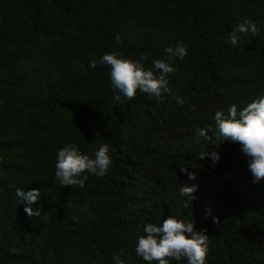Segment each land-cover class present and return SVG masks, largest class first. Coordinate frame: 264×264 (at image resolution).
<instances>
[{
	"label": "trees",
	"instance_id": "1",
	"mask_svg": "<svg viewBox=\"0 0 264 264\" xmlns=\"http://www.w3.org/2000/svg\"><path fill=\"white\" fill-rule=\"evenodd\" d=\"M245 21L258 31L237 32L233 47ZM181 43L187 55L173 62L166 49ZM113 52L143 55L154 72L153 61H168L171 92L117 103L100 63ZM261 97L264 0H0V264H114L116 254L148 264L138 238L169 215L206 230V264H264V179L253 182L240 144L215 137L217 111ZM209 128L211 141L197 136ZM105 142L108 174L62 187L58 151L74 145L94 159ZM212 151L218 161L199 160ZM184 183L198 185L192 204ZM17 188L41 196L25 204Z\"/></svg>",
	"mask_w": 264,
	"mask_h": 264
},
{
	"label": "clouds",
	"instance_id": "2",
	"mask_svg": "<svg viewBox=\"0 0 264 264\" xmlns=\"http://www.w3.org/2000/svg\"><path fill=\"white\" fill-rule=\"evenodd\" d=\"M253 36L258 31L255 23L245 21L229 35V42L233 47L237 46L239 37L237 32L248 33ZM116 43H121V37H115ZM169 58L174 62L175 58L181 60L187 55V49L183 44H179L175 49L169 47L166 49ZM145 56L140 59L132 60L119 57L116 52L104 54L100 63L110 67V78L113 88L118 94L114 95V100L119 103L121 94L131 100L138 92L148 94L156 98H162L163 93H170L166 76L175 72V68L168 61L155 60L152 69L145 68L143 61ZM97 62L91 61L90 67L95 68ZM176 102L183 106L184 100L176 97ZM215 137L224 141H231L241 145V152L249 159V168L254 176V183L264 179V97L251 102L243 110L238 111L235 104L228 109V115L217 111L215 113ZM209 129H197L196 134L211 141L212 137L208 135ZM95 158H89L81 154L74 145L66 146L58 151L55 177L62 187L76 186L83 188L89 179V174L97 177H104L112 165V159L109 154V143H102L95 152ZM211 156L213 161L219 160V154L216 151L202 153L199 160ZM186 173L189 180L195 181L197 176L195 171H189L187 168H180ZM198 185L189 186L187 183L181 184L179 189L182 196L190 197V203L195 199L194 193ZM16 195L25 204L36 203L41 196L39 189H33L25 192L17 188ZM187 206V205H186ZM25 212L29 216H39V211H33L31 207H26ZM214 223H219L218 218H213ZM144 235L138 238L135 248L138 257H141L148 264H169L170 259L180 261L186 259L187 264H206V257L209 251V237L205 234L206 230L197 231L195 221H185L169 215L163 220L161 225L148 223L144 226ZM18 253L17 249H11ZM19 254V253H18ZM114 264H125L120 254L112 257Z\"/></svg>",
	"mask_w": 264,
	"mask_h": 264
}]
</instances>
